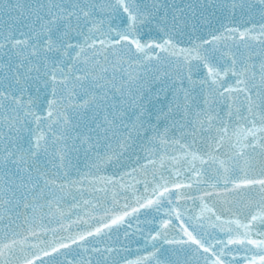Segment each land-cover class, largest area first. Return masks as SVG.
Wrapping results in <instances>:
<instances>
[{"label":"snow or ice","instance_id":"obj_1","mask_svg":"<svg viewBox=\"0 0 264 264\" xmlns=\"http://www.w3.org/2000/svg\"><path fill=\"white\" fill-rule=\"evenodd\" d=\"M0 264H264V0H0Z\"/></svg>","mask_w":264,"mask_h":264}]
</instances>
